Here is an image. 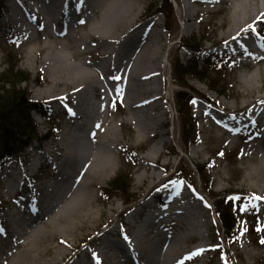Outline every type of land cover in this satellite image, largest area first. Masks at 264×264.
<instances>
[{"label": "bare ground", "instance_id": "6f19581e", "mask_svg": "<svg viewBox=\"0 0 264 264\" xmlns=\"http://www.w3.org/2000/svg\"><path fill=\"white\" fill-rule=\"evenodd\" d=\"M12 4L14 13L3 18L5 23L12 24L32 38L36 33L42 34L50 40L43 45L46 51L45 57L40 59V70L48 67L51 69V81L55 86L64 85L68 87L65 96L62 93H52V90L44 87L38 93L47 104L63 103L64 112L71 127L60 135L59 141L51 150L42 147L37 152V157L32 163L43 162L50 171L48 172L49 182H42L31 186L28 193L34 194L35 190L40 191L37 197H21L23 207L17 208L9 214L7 224L8 230L0 227V252L5 251L9 242L22 250H7V253L0 255V264H60L59 257L66 256V249L58 246L53 261L43 262L44 254L50 253L54 246L52 241L68 243L66 237L58 233L67 234L69 230H75L94 214L92 203L94 193L89 186L99 185L107 179L117 168L115 157V144H108L104 141L105 136L110 137L112 142L116 141V132L112 129H103L104 115H110L112 100V88L116 90L126 103L128 111L138 124V137L142 138L151 132H156L159 124L163 125L169 117V110L165 102L169 100L166 95L168 79L165 68V45L162 35L158 31V17H153L147 22H138L137 18L141 13V0H32L31 3ZM194 3L198 6L195 7ZM226 4L231 15L230 26L227 34L232 39V44L241 51H250L256 56L254 50H263L264 43L259 41L258 48L252 46L256 33L252 32L241 38L237 35L240 31L249 27L252 23L264 21V0H179V8L185 22L192 28L193 19L201 14L216 12L215 4ZM228 5V7H227ZM18 12H15L16 9ZM0 12L4 9L0 1ZM96 13L97 18L93 19ZM1 18V17H0ZM69 19L64 21V19ZM11 22V23H10ZM36 25V28L34 27ZM62 24V29L57 27ZM85 24L86 28L81 31L79 25ZM125 39L117 48L112 45L118 43L122 35ZM93 39L99 42L102 48V56L105 63L97 68L98 78L85 66L73 63L69 60L76 59L80 53L71 51V42L77 39ZM34 48V47H33ZM63 48L67 51H61ZM34 49L30 51L32 56ZM38 50H36V53ZM36 59H31L28 66L34 67ZM251 65L252 64H247ZM38 68V69H39ZM110 75V80L107 75ZM239 82L245 88L246 96L242 102V119L246 118L243 124L251 125L253 132L249 140L239 141L243 143L241 160L247 167L246 178L249 187L242 185L240 189L252 193L254 196L264 197V104L252 110L249 118L246 116L248 107L251 105L250 97L259 90L258 82L264 87V67L258 73L240 76ZM102 86L104 88H102ZM98 91L99 100L106 101L105 104H97L94 97L89 95L88 89ZM58 95V96H57ZM214 95V94H213ZM73 97L74 99H66ZM217 97V94L214 95ZM264 100V96L261 97ZM226 104L224 99L219 101ZM164 104V105H163ZM45 109H48L43 104ZM199 104L198 114L208 115ZM201 109V110H200ZM236 108L234 107L233 110ZM51 111V109H48ZM163 111V112H162ZM247 111V112H245ZM104 112V113H103ZM240 114L236 112L225 113L224 120H214L218 125L233 132V127L244 121L239 119ZM88 118L91 127L85 133V126L82 121ZM223 117V116H222ZM237 117V118H236ZM130 118V117H129ZM241 118V117H240ZM131 120V118H130ZM106 122V121H105ZM227 123V124H226ZM85 124V123H84ZM232 125V127H230ZM208 137L212 138L219 128L213 121L206 124ZM72 127L74 129L72 130ZM205 127V126H204ZM218 129V130H217ZM237 131H241L238 128ZM221 133L223 131L220 130ZM156 134V133H155ZM242 135V134H241ZM236 142V139H232ZM196 154L201 153L199 147H194ZM52 153L55 154L52 156ZM150 153H158L157 147H152ZM57 160L58 163L54 162ZM147 159L146 163H148ZM63 164V165H62ZM81 166L80 168H78ZM27 170L33 168L28 165ZM47 169V170H48ZM69 171H73L72 175ZM19 173V172H17ZM21 177L28 178L26 169L21 170ZM9 187L20 188V181L7 170ZM149 177L147 174L140 175V181L144 182ZM24 184V183H23ZM21 184V185H23ZM43 184V185H42ZM12 192V191H11ZM16 192V190L14 191ZM24 192V191H23ZM169 192V191H168ZM166 200L160 201L159 209L150 208L149 216L143 225V233L132 238L118 235L112 239H102L92 250L84 247L77 259L67 264H183L192 259L198 264H205L202 256L205 250L212 246L204 241L200 222L198 221L201 208L197 199L201 200L199 194L194 196L187 193L173 191ZM255 200V199H254ZM257 204L258 220L261 228H264V200H255ZM22 203L16 204L19 207ZM259 206V207H258ZM197 211V212H195ZM103 211H101V214ZM183 216L186 221L184 232L180 235H171L168 226L175 217ZM157 217V219H155ZM168 217L172 218L169 219ZM168 218L169 222H165ZM96 220V219H95ZM172 220V221H171ZM112 229V228H111ZM111 229L105 231V236L113 234ZM248 231V230H247ZM264 237V231H260ZM142 235V236H141ZM190 237L200 238L194 246L184 249L185 242ZM244 241V238H241ZM243 247V246H242ZM238 247V255L244 250ZM247 252V250H246ZM250 256L253 253L248 252Z\"/></svg>", "mask_w": 264, "mask_h": 264}, {"label": "rangeland", "instance_id": "374dc122", "mask_svg": "<svg viewBox=\"0 0 264 264\" xmlns=\"http://www.w3.org/2000/svg\"><path fill=\"white\" fill-rule=\"evenodd\" d=\"M0 1L4 7L3 12H0V79L5 81L10 78L12 81L17 82V86L28 93L31 101L45 104L52 111V114L48 116L41 115L40 110L33 109L30 111L32 120L37 126V138L31 140V145L29 144L22 151L18 161H10L11 163L6 164L8 168L5 167L0 172V198L3 203L5 202L0 211V227L7 231L9 214L15 210L13 201L15 202V199L18 198V194L15 196L14 191L18 190V187L7 190L9 180L6 169H10L17 178L15 180L17 185L23 179L20 173L21 170L26 169L28 178L20 187L24 192L36 184L49 182L50 178L47 175L51 168L48 169L43 162V166L39 167L37 163L34 164L32 161L36 159L34 157H37V152L42 147H46L48 150L53 149L52 147L58 143L60 135L67 132L71 125L64 112L65 106H63V103L58 104L56 102L53 106H50L44 100L48 97H42L38 93L42 88L47 87L52 90V93L64 92L62 96H65L68 89L64 85L58 88L53 84L50 77L51 69L45 67L40 70L39 68L41 65L40 59L45 57L46 54L42 47L50 39L44 36L42 31L38 34L37 29L32 38L26 37L16 26L1 20L8 17L9 14L13 15L14 9L11 6L13 3L17 4L18 10L21 11V8L17 0ZM31 1L22 0L20 3H31ZM178 1L141 0L142 9L137 18V23H141L147 22L153 17H158L159 25L157 29L163 40L167 42L164 53L166 56L165 75L168 79L166 95L169 100L167 103L165 102V105L167 104L169 117L166 114L162 115L163 119L167 118V122L157 126L156 134L149 132L146 136L139 138L137 136L139 131L136 120L129 113L126 103L112 88V100L109 102L111 113L110 115L105 114L103 120H99V124L102 123L103 129H112L116 132L114 134L116 135L115 142L109 140L110 137L107 136L104 138L101 136V138L108 144H115L117 168L101 184L89 186L94 193L91 206L94 214L75 230H69L67 234L58 233L60 236L66 237L69 242L65 244L57 241L50 242L54 247L50 253L44 254L43 262L49 261L51 263L53 261L58 246L64 247L67 253L65 257H59L60 264H67L75 258L77 259L84 247H87L86 250L95 249L102 239H114L118 235L132 238L138 233L142 234L145 220L151 219L149 216L150 208L159 209L158 202L162 201L159 195L161 193L160 189L171 182L170 191L177 193L183 191V193L191 196L199 194L201 198V200H196L201 208L198 221L201 225L204 241L212 246L202 254L205 264H264V244L261 243L264 237L259 230L261 229V223L258 220L257 204L251 192L240 189L247 176V167L241 160L243 143L239 141L252 138L255 129L253 130L252 126L248 124L243 127L242 132L230 133L227 132L228 128L219 127L214 121L219 120V122H222L225 113L228 112H236L237 115L240 114L238 118L242 119V112L244 111L242 102L246 92L239 82V78L243 75L248 76L251 73H258L264 67V52L260 50L262 53L254 56L249 50L246 49L243 52L231 43L232 39L227 34L231 15L227 10L228 8H225L226 4L217 3L215 4L216 12L198 15L193 19L192 28H189L187 22L183 20ZM194 6L197 7L198 5L194 3ZM157 7H162L161 9L165 13L158 12ZM17 9L15 12H18ZM96 18L95 13L93 19ZM68 20L67 18L64 19L65 22ZM34 27L36 28L35 24ZM62 27L64 26L60 24L57 30H61ZM79 27L81 31L86 28L85 24H80ZM262 27H264V22L252 23L249 27H245L240 31L237 37L241 38L247 35L248 33H245L246 29L250 28L249 30L256 33ZM126 35L124 33L118 43L112 45V47L117 48ZM256 40L251 43L253 46H257L259 41L263 42L259 38ZM183 44H199L203 52L199 56L193 55L189 49L183 48ZM70 45L73 48L71 51L81 55H77L76 59L71 58L69 61L84 65L93 73L98 80V84L102 85L97 76L99 72L97 68H101L105 60L97 38L96 40L91 38L89 42L85 38L73 40ZM32 49H34V52L31 56L30 51ZM57 49L67 51L63 48ZM36 50H38L37 53ZM30 57L33 60L36 59V62L33 61V68L30 67L33 65L28 66ZM178 62L182 63L184 68L180 72L175 70ZM247 64H252V67ZM12 66L22 71L27 79L21 82L25 77L23 75L11 78ZM106 77L110 80L111 76L108 74ZM183 79H185V84ZM4 84L0 82V88ZM258 84L260 89L256 90L250 97L251 105L248 107V111H252L262 102L264 104V100L261 98L264 96V87H262L261 82H258ZM102 88L104 87L102 86ZM181 91L193 96L187 106L185 100L179 97ZM88 93L94 97L97 104L103 105L106 103V101L99 100L97 90L89 88ZM213 94H217V97H214ZM66 99L74 98L67 97ZM221 99H224L226 104L220 103ZM199 104H203L205 110L209 111L208 115L198 114ZM234 107L237 111L233 110ZM180 111H187L189 116L195 120L193 129L184 121L185 115ZM88 118L86 117L82 121L86 134L91 127V122L89 124L87 122ZM208 121H213L223 133L217 129L218 133L214 137L207 138L206 124ZM49 128L51 130L47 134ZM73 129L74 127H72ZM185 134H188L189 141L186 140ZM47 135L49 136L46 137ZM233 138L236 139L235 145L232 142ZM188 142L189 144H187ZM152 147H157L158 153L151 154ZM194 147H199L201 153L196 154ZM1 149L0 146V151ZM54 155L52 153V156ZM147 159H149L148 163H146ZM54 162L58 163L55 159ZM28 165L33 166V168L27 170ZM200 166L204 169L205 178L201 177L203 172L198 171ZM69 173L72 175L73 171H69ZM142 173L149 176L144 182L140 181ZM33 174H35L34 177H32ZM116 177H119L120 181L125 179L127 181L125 184L129 182V177H131L129 192L115 191L112 185ZM247 182L243 186L249 187ZM175 184L180 188L179 190L174 189ZM132 194H138L139 198L128 203L129 201L125 198L128 199ZM228 194L241 197L239 202H235L234 205V209L241 219L240 231L234 242L229 245L223 226L217 216L215 205L216 201L228 196ZM38 195H40L38 189L34 191V194L31 193V197H37ZM20 207H23V203L17 208ZM101 211H103L102 214ZM168 218H164L165 222L170 221L167 220ZM183 221H186L183 216L175 217L171 225L168 226L169 233L173 236L182 234L186 228ZM108 229H111L113 234L109 233L105 236L104 233ZM241 238L245 240L242 241ZM199 240L198 237L188 238V241L184 244V249L196 245ZM239 246H243L242 250H244L240 255H238ZM23 247L18 248L14 242H9L5 251L0 252V255L7 253L9 249L20 251ZM248 252L253 253V255L250 256ZM183 264L197 263L193 257Z\"/></svg>", "mask_w": 264, "mask_h": 264}, {"label": "trees", "instance_id": "16d2710c", "mask_svg": "<svg viewBox=\"0 0 264 264\" xmlns=\"http://www.w3.org/2000/svg\"><path fill=\"white\" fill-rule=\"evenodd\" d=\"M161 8L162 7H157L158 12L161 11L162 13H165V11ZM183 48H188L194 53V55H197V53L201 50V45L183 44ZM188 65H190V63H188ZM183 69L184 68L182 63L178 62L176 64L175 70L180 72ZM10 73L11 78L18 77L20 75H23V77L25 76L22 71H20L19 69H15L14 66H12ZM26 79L27 77L25 76L21 80V82L25 81ZM184 80L185 79H183V83L185 84ZM0 82L5 83L0 88V146L2 147L0 156L1 160L3 161L8 158H19L21 152L29 144H31V140L33 138H37V126L32 120L30 111L33 109L43 111L45 109L41 104L31 101V99L28 97V93L22 91V89L17 86V82L12 81L10 78L5 81L0 79ZM7 85L8 87H6ZM179 97L185 100L186 106L189 105L192 99V95L184 91H181ZM180 112L185 115L184 121L189 125L191 129H193L195 126V120L189 116L187 111ZM188 134H185V138L187 141H189ZM48 136L49 135H47L46 137ZM187 144H189V142ZM198 171L203 172V175H201V177L205 178L204 169L202 166L198 168ZM125 182H127L125 181V179L120 181V178L116 177L112 186L115 191L129 192L131 177H129V182L127 184H125ZM137 198H139L138 194H132L128 197V199H125L131 202L136 200ZM240 199L241 197L239 198L238 196H230V194H228V196L222 197L218 201H216L215 204L217 216L223 226L225 236L227 237L229 243H232L237 236L241 224V219L234 209L235 202H239ZM241 201L243 202V200Z\"/></svg>", "mask_w": 264, "mask_h": 264}, {"label": "snow or ice", "instance_id": "6c2138e0", "mask_svg": "<svg viewBox=\"0 0 264 264\" xmlns=\"http://www.w3.org/2000/svg\"><path fill=\"white\" fill-rule=\"evenodd\" d=\"M253 199H255V200H258V201H262V200H264V197H259V196H253ZM242 210H246V209H242ZM260 231H264V228H261V229H259ZM261 243L262 244H264V240H261Z\"/></svg>", "mask_w": 264, "mask_h": 264}]
</instances>
